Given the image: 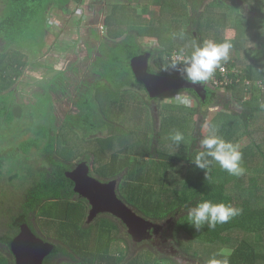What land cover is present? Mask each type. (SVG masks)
Masks as SVG:
<instances>
[{
	"label": "trees",
	"instance_id": "1",
	"mask_svg": "<svg viewBox=\"0 0 264 264\" xmlns=\"http://www.w3.org/2000/svg\"><path fill=\"white\" fill-rule=\"evenodd\" d=\"M82 1L0 0V126L8 130L20 128L26 135L20 140V136L14 135L17 145L0 150V172L6 166H14L20 168L16 176L21 172V178L30 182L21 204L8 209L10 215L0 229V264H16L12 241L23 224L55 245L44 264H147L143 253L133 255V239L129 233L125 236V224L115 223L108 216L99 218L97 224L70 219L79 210L74 203L84 205L86 200L75 191L67 172L82 161L94 164L93 152H79L82 148L73 143L70 134L74 140L86 142L98 136L108 142L138 136L107 161L98 160L100 164L94 170L105 181L119 179L117 191L122 200L141 216L161 223L171 220L169 235L173 248L180 246L183 250L159 257L154 247L145 248L144 253L151 257L150 264H181L176 258L178 254L188 262L195 261L199 255L191 245L195 242L211 248L207 259L198 258L200 264H206L213 256H226L229 264H264V91L255 85L251 99L243 101V84L229 86L221 93L211 88L208 81L203 82L207 96L192 88L171 90L173 97L180 92L186 94L191 107L185 108L176 99L159 104L160 111L169 115L164 117L163 130L147 137L137 132L135 127L140 128L139 124L132 126L137 118L141 122L152 115L148 94L142 96L138 89L145 86L136 79L131 63L135 57L148 53L149 71L183 78L178 70L183 65L172 68L171 56L174 51L187 56L182 48H171L175 42L172 37L166 48L148 49L140 41L144 37L161 38L167 27L154 15L152 7L159 6L168 12L175 9L174 2L178 0H136L137 6L117 0L109 6L111 10L105 18L108 34L114 39L102 41L98 29L89 27L84 37L91 39L93 45L88 47L87 68L81 67L84 63L75 54L72 64L60 69L56 61L62 56L69 60L67 53L73 47V42L61 33L71 26L80 33L82 23L75 20L58 29L52 18L71 20ZM226 1H182L190 6L193 15L174 14V20L182 24L179 33L199 46L205 40L204 28L214 31L217 42L233 45L229 59L222 65L237 69V75L255 84L264 81V0ZM239 2L248 8V13L238 10ZM216 7L226 11L219 15L214 11ZM56 10L61 13H55ZM63 14L71 16L63 18ZM124 15H128L126 20ZM227 25L240 35L254 30V38L225 39L222 33ZM97 50L101 56L96 55ZM48 57L55 62L47 63ZM45 66L50 70L48 78L26 81L29 87L24 93L33 100L26 102L23 97L17 102L16 93L23 84L25 71ZM216 101L222 108L209 122L210 133L215 131L239 144L245 172L238 177L228 174L215 161L207 170L196 167L192 161L203 151L199 145L202 128L209 106ZM233 104L237 109H231ZM195 116L200 121L198 135L189 133L190 129L196 130ZM177 130L184 135L177 151H160L158 137ZM147 156L148 160L143 161ZM202 200L230 203L241 208L242 213L214 230L205 226L198 232L188 224L185 206ZM184 237L188 238L186 242L190 241L186 246ZM223 249L230 252L220 254Z\"/></svg>",
	"mask_w": 264,
	"mask_h": 264
},
{
	"label": "rangeland",
	"instance_id": "2",
	"mask_svg": "<svg viewBox=\"0 0 264 264\" xmlns=\"http://www.w3.org/2000/svg\"><path fill=\"white\" fill-rule=\"evenodd\" d=\"M184 0H178L175 1V9H170L168 12L163 11V9H161L159 6L157 7H152V9L154 10V15H156V17H160L162 19V21L167 24V27L165 28L164 32L160 34L161 38H159L158 36L155 37H144L141 38L140 41L142 43V45L145 48L148 49H156V48H166L168 46V44L170 43V38L172 37L174 39V43L172 45V49H183V53L186 54V56H189L191 54V52L193 51L195 46L194 41H192L189 37H185V36H181L179 33V29L181 28L182 24L180 21L178 20H174V14L177 13H181V14H185V15H193L192 14V10L190 8V6H188L187 4H185L184 2H182ZM210 0H206V2H209ZM225 3L228 2L226 0H224ZM251 1V0H250ZM253 2H257V0H252ZM94 3L93 0H90L88 2L87 5H85V8L88 9L89 6ZM131 5H138V3H131ZM237 5H240L238 8V10H241L244 12V14L248 11V8L246 6H244L243 2H239L237 3ZM133 6V7H134ZM139 8V7H138ZM131 9V8H130ZM172 10V11H171ZM215 12L222 13L224 11H226L225 8L222 7H216ZM55 13H61L58 12V10H56ZM248 13V12H247ZM220 15V14H219ZM79 17V20L82 23L81 26V30L80 33H77L76 30L77 28L73 29V26H71L69 30L63 31L61 33L62 37H67L68 39H70L73 42V47H72V51L70 53H67V55L70 56L69 60L67 56H62L60 61H56L58 64V67L61 69L69 66L72 64L73 60L75 59V54L78 55L79 59L84 63L81 65V67L84 66L83 69H85L87 62V51H88V47L92 44V40L88 39L86 37H84V35H86L87 29H89V27H96L100 33V35L102 36L103 40L102 41H106V42H110L111 39H114V36L110 35V33L108 34V27L106 26V22L105 19H103L102 17H93V14H89V13H84L83 14V10H81L80 8H78L76 10L75 13V18ZM128 15H124L123 19L125 18V20L127 19ZM147 18H150L151 15L146 16ZM63 18H66L63 16ZM74 21V19H61L59 18V20H57V24H59V28H64L66 25H68V22ZM171 28V31H169V29ZM75 31V32H73ZM204 32V42L205 41H215L214 39V31H209L208 29L203 30ZM115 33V32H113ZM216 33V32H215ZM80 34H83L82 36ZM255 35V31L254 30H247L245 31L244 34L237 31L235 28H233L231 25H227L224 28V31L222 33V36L225 39H240V38H249V39H253ZM222 38V39H224ZM169 39V40H168ZM75 42L77 43L75 46ZM113 42V41H112ZM95 45H97V43L95 42ZM250 45V43H249ZM75 49V51H73ZM237 53L235 52L234 55H236ZM97 56H101V52L100 50H97L96 52ZM44 60V59H42ZM47 63L53 64V62H55V59H52L50 57L46 58L45 60ZM87 68V67H86ZM50 70H48V67H42L41 69H36V68H28L25 71L24 74V78H23V84L19 87L17 93H16V97H17V102H20V98L24 97V100H26V102H30L31 97L27 94H25L24 92H26L28 90V85H26V81H41L45 78H48L50 75ZM31 86V85H30ZM135 88H133L134 90ZM137 89V88H136ZM227 90L225 91H219L221 93H225ZM142 92V91H141ZM142 96H146L145 92H142ZM183 94V93H182ZM236 96H239L238 91L235 92ZM186 95V94H183ZM250 97V96H249ZM175 97H173L171 94H167L164 95L162 98H160V100H158L157 104V109H155V102H152L149 97H147V101L150 103L151 105V117L149 118H143L141 120V122H139V119L137 118L136 120H134L132 122V126L135 127L136 124L140 125V128L137 126L135 127L137 130V132H142V134H146L147 137L150 135V133H158L161 132V130H163L162 125L164 123V117L169 115V112H162L160 111L159 108V104L163 105V103L165 101H169V102H175ZM191 100V99H190ZM172 102V103H173ZM64 104H66V102H63ZM67 105V104H66ZM232 110L233 109H237L236 105L233 104L231 106ZM222 108V106L218 105L217 101L214 102L212 105L209 106V113L206 115L205 118V126L202 128V137L207 136L210 131H211V127L209 126V122L210 120L217 114L218 111H220ZM152 109L154 110L152 112ZM161 113V114H160ZM144 117V116H143ZM199 120V116H195L193 119V126H195V131L193 129L189 130V133L191 134L192 132L197 133L198 135V128L200 126V121ZM192 121V120H191ZM195 121V122H194ZM127 122V121H126ZM129 122V121H128ZM197 125V128H196ZM22 126V125H20ZM171 131V130H168ZM173 132H169L167 135L164 136H159L158 140H157V146L158 149L160 151L163 152H167V153H175L177 151V145H175L173 143V141L171 140V134ZM189 134V135H190ZM14 135H18L20 136L18 138V140L24 138L25 139V134L22 133V131L20 130V128H15L12 130H8L6 129V127L0 126V150H2L3 148H10L13 145H17L16 142L18 141H13V137ZM70 139L73 140L74 144H76L77 146H80L82 149L79 151L81 153H84L85 150H89L93 152V167L97 166L98 164H100V162H104L107 161L108 159H110V157L112 156V154L118 150H120L121 148H124L126 145L130 144V143H134L138 136L136 135H132L131 137L128 138H119V139H114L112 141H106L103 140L102 138H100V136H98L99 138L96 139L92 138L89 141H79V140H74L72 134H70ZM157 135V134H156ZM161 138V141H159V139ZM246 144V142H244ZM148 156L147 157H143L142 160H148ZM98 160H101L100 162H98ZM20 170V168L16 169V167H12V169H10L9 166H6L2 172H0V229L2 227L3 224H6L7 222V218L9 217V213H8V209H15L19 204H21V201L23 199V196L26 192V189L28 188L30 182L26 179V178H21V172H19L20 176H16L17 171ZM120 182V181H119ZM83 197V196H82ZM84 198V197H83ZM75 207L77 206L79 208V210H75V213L72 214V220L75 221H79V223H82V221H84L85 219H87V215L88 212L86 213V208L83 205H80V203L76 202L74 203ZM166 222H163L164 224V228L160 233V236L156 239V240H143L141 242H139L137 245H134V242H132V253L133 255L135 254H142L143 253V257H147L148 260L144 262L147 264H150V256L147 253H144L146 250L145 248H150V246L154 247V249L157 251V253L155 252V254H159V257H163L166 255H173L175 252H182V248L176 246V248H173V241H171V237L169 235V231L171 228V224H165ZM37 225V224H36ZM125 233V231H123ZM127 236V234L125 235ZM128 237V236H127ZM188 240L187 237H184L183 241L184 243ZM190 242V241H189ZM184 246L187 245V243ZM193 246V250H197L199 252L198 258L199 259H207L208 255L211 254L210 253V249L208 248V246L204 243L199 244V243H193L191 244ZM228 252H230L228 249H223L220 254H227ZM168 257V256H167ZM177 260L181 263V264H200V260H198V258L195 261H190L188 262L186 258L181 257V255H177L176 256Z\"/></svg>",
	"mask_w": 264,
	"mask_h": 264
},
{
	"label": "water",
	"instance_id": "3",
	"mask_svg": "<svg viewBox=\"0 0 264 264\" xmlns=\"http://www.w3.org/2000/svg\"><path fill=\"white\" fill-rule=\"evenodd\" d=\"M150 54L135 57L132 69L136 79L142 82L151 97L172 89L192 88L199 94L209 93L202 83L192 84L184 78H176L149 71ZM67 176L75 183L74 189L81 196L90 200L93 208L92 220L100 212H109L121 219L128 227L132 237L141 242L150 237V230L160 233L164 224L153 222L138 214L117 195L116 179L103 182L90 175L87 162H81L75 169L67 172ZM168 223L171 220L167 221ZM13 252L16 264H44L45 258L54 250L55 245L38 236L28 225L23 224L20 233L13 239Z\"/></svg>",
	"mask_w": 264,
	"mask_h": 264
},
{
	"label": "clouds",
	"instance_id": "4",
	"mask_svg": "<svg viewBox=\"0 0 264 264\" xmlns=\"http://www.w3.org/2000/svg\"><path fill=\"white\" fill-rule=\"evenodd\" d=\"M232 48V43L228 41H205L202 45L194 47L189 56L182 57L179 61L174 59L170 66L175 69L178 65H183L178 70L182 77L192 84L207 82L222 63L229 59ZM175 99L185 108L191 107L190 98L181 92L175 95ZM171 140L179 146L184 141V135L181 131H174L171 134ZM199 145L203 151H199L195 159L192 160L196 167L207 170L210 163L215 161L221 169L232 176L238 177L244 174L243 153L239 144L227 140L213 131L201 138ZM185 207L187 208L188 224L198 232L205 226L208 230H214L217 225L226 224L242 213L241 208L230 203L211 200H202L194 206L186 205ZM206 264H229V260L226 256L223 259L213 256Z\"/></svg>",
	"mask_w": 264,
	"mask_h": 264
},
{
	"label": "built area",
	"instance_id": "5",
	"mask_svg": "<svg viewBox=\"0 0 264 264\" xmlns=\"http://www.w3.org/2000/svg\"><path fill=\"white\" fill-rule=\"evenodd\" d=\"M89 1L90 0H83L82 1L83 5L79 7L81 10H83V14L89 13V8L88 9L85 8V5H87ZM57 20L59 19L52 18V22L54 23V26L60 29L58 26L59 24H57L56 22ZM171 57L173 60L175 59L179 61L183 56L180 55L177 51H174ZM237 74H238L237 69L235 68L230 69L226 65H221V67L216 70L213 77L210 80H208V85L213 89H217L218 91H225L229 86L243 84L246 86L245 88L246 95L244 96L243 101H247L251 99L254 91L253 88L255 85H257L259 89L264 91V81L258 80L255 84L253 81L249 79H243L242 77H240V75Z\"/></svg>",
	"mask_w": 264,
	"mask_h": 264
},
{
	"label": "flooded vegetation",
	"instance_id": "6",
	"mask_svg": "<svg viewBox=\"0 0 264 264\" xmlns=\"http://www.w3.org/2000/svg\"><path fill=\"white\" fill-rule=\"evenodd\" d=\"M149 60H150V58H149ZM149 66H150V61H149ZM150 72H152V71H150ZM142 83V82H141ZM145 86V85H144ZM138 89L140 90V91H142V92H145V93H147L148 94V96H149V99L152 101V102H155V109H157V104L156 103H158V100L160 99V98H162L164 95H167V94H171L170 93V91L171 90H167V91H164V92H162V93H160V94H158L157 96H155V97H151L150 96V94H149V92L147 91V89H146V87L145 88H141V87H138ZM172 90H174V89H172ZM82 162H87V161H82ZM81 162H79L78 163V165L80 164ZM87 164L89 165V167H90V175L91 176H93V177H95V178H97V179H99L100 181H103V182H109V181H111V180H114V179H111V180H109V181H105V179H103V178H101L99 175H97V174H95V170H94V167H93V165L92 164H89L88 162H87ZM77 165V166H78ZM76 166V167H77ZM75 167V168H76ZM74 168V169H75ZM73 170V169H72ZM116 179V178H115ZM117 181H118V186H119V179H116ZM75 184V183H74ZM75 186V185H74ZM118 186H117V189H118ZM78 195L79 196H81L79 193H78ZM117 195H118V197L122 200V198H121V196H120V194L118 193V191H117ZM82 197V196H81ZM85 198V197H84ZM85 200H86V202L84 203V205L83 206H85V208L87 209L86 210V213L88 212V215H87V219H85L84 221H82L83 223H88V224H97L98 222H97V220L99 219V218H103V217H109L110 219H112L115 223H118V224H125L121 219H119L118 217H116L115 215H113L112 213H109V212H100V213H98L92 220H90V213H91V210H92V208H93V206H92V204H91V202H90V200L89 199H87V198H85ZM125 202V201H124ZM126 203V202H125ZM127 204V203H126ZM81 205V204H80ZM128 205V204H127ZM129 206V205H128ZM129 207H131V206H129ZM132 208V207H131ZM133 209V208H132ZM134 210V209H133ZM135 211V210H134ZM147 219V218H146ZM148 220H151V219H148ZM151 221H153V220H151ZM153 222H155V221H153ZM157 223H161V222H157ZM161 224H163V222L161 223ZM165 224H168V222L166 221V223ZM170 224V223H169ZM123 231H125V233L126 234H128L129 233V230H128V227L127 226H123ZM161 233V232H160ZM160 233H154V231L153 230H150V237L148 238V239H145V240H156L159 236H160ZM130 234V233H129ZM18 235V234H17ZM131 235V234H130ZM131 237H132V235H131ZM132 239H133V242H134V245H137L139 242L138 241H136L133 237H132Z\"/></svg>",
	"mask_w": 264,
	"mask_h": 264
},
{
	"label": "crops",
	"instance_id": "7",
	"mask_svg": "<svg viewBox=\"0 0 264 264\" xmlns=\"http://www.w3.org/2000/svg\"><path fill=\"white\" fill-rule=\"evenodd\" d=\"M94 3H92L90 6H89V14H93L92 18L94 17H102L103 19L106 18V15L110 12L111 8H109V6L115 4L117 2V0H93ZM122 3H125V4H133V3H136V0H125V1H122ZM80 7V6H79ZM77 10V9H76ZM75 13L76 11L72 14V19L74 20H79V17L75 18ZM64 17L67 18L70 17L71 15H65L63 14Z\"/></svg>",
	"mask_w": 264,
	"mask_h": 264
}]
</instances>
